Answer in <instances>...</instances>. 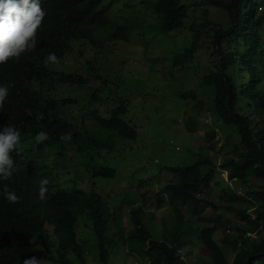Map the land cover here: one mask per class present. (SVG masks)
Returning <instances> with one entry per match:
<instances>
[{
    "label": "trees",
    "instance_id": "1",
    "mask_svg": "<svg viewBox=\"0 0 264 264\" xmlns=\"http://www.w3.org/2000/svg\"><path fill=\"white\" fill-rule=\"evenodd\" d=\"M109 1L112 0H41L47 15L36 49L18 61L0 65V84L13 85L0 111V129L14 126L21 133V143L35 139L40 131L49 135L43 144L34 143L31 150L23 149L21 156L13 153L21 165L20 171L8 180H0V264H23L29 256L38 257L40 264H90L88 249L79 238L81 224L94 231L101 263L109 262L117 246L108 203L94 183L91 190L52 189L48 185L46 201L39 199L38 192L46 167L38 157L49 146H62L69 158L72 152L89 151L93 159L94 151L112 147L96 128L126 139L135 140L138 136L137 125L126 116V99L112 107L107 116L89 107L94 101H103L100 90L106 82L96 50H109L110 43L118 39L130 40V25L107 12ZM207 1L226 12L229 27L219 22H201L204 31L197 33L190 46L172 55V65L187 69L201 48L199 40L203 34L210 40L214 65L209 66L202 82L211 88L214 104L208 107L206 100H200V106L214 110L222 123L237 127L240 141L224 154L221 164L212 154L203 152L192 163L165 167L176 177L165 187L171 207L165 229L156 226L154 214L149 216L141 203L132 207L133 229L125 240L132 250L149 259V264H188L183 253L194 247L209 250L212 264H264V186L239 194L231 186H219V181L213 185L223 170L228 171L230 180L257 177L264 182V0ZM142 3L155 14L156 30L164 33L182 29L199 5L188 0ZM49 53L60 58V65H45ZM69 59L76 65L67 64ZM93 80L100 81V85L91 84ZM77 86H86L90 93L85 106L91 109L89 114L96 127H87L84 119L77 126L62 113L79 105L78 97H70L75 95L70 94V89ZM66 133L72 134L70 141L60 139ZM207 139L208 147L215 151L220 139L216 131L208 132ZM89 166L94 177L116 175L109 165ZM5 185L21 197L20 203L6 200ZM216 189L221 191L218 198L213 197ZM208 207L213 211L207 212ZM183 208L188 211L187 218ZM228 212L251 227L236 226L238 234H227L232 225L231 219L225 217ZM219 230L225 233L223 245L234 251L232 258L215 238ZM254 232L257 237L251 235Z\"/></svg>",
    "mask_w": 264,
    "mask_h": 264
},
{
    "label": "rangeland",
    "instance_id": "2",
    "mask_svg": "<svg viewBox=\"0 0 264 264\" xmlns=\"http://www.w3.org/2000/svg\"><path fill=\"white\" fill-rule=\"evenodd\" d=\"M188 1L190 4L199 2V5L190 13L182 29L167 33L156 30L157 18L142 0H112L106 5L111 16L130 25L131 34L129 41L118 39L110 43L109 50H96L100 72L106 82L100 90L103 101H94L89 107L98 109L107 116L112 107L126 99V116L137 125V138L126 139L113 131H100L96 128V131L101 132L100 136L105 138V143L112 147L94 151L96 155L93 159L90 158L89 151L76 154L72 152V158H69L67 156L70 154L60 145L49 146L38 157L46 165L41 179L47 178L50 188L91 190L94 183L96 190L104 196L108 203L109 220L113 225L112 237L115 236L114 239L117 240V246L107 264L150 263L149 259L132 250L125 238L133 229L131 209L137 203L143 205L149 216L154 214L153 220L160 230L167 226L166 220L171 214V207L166 198L165 187L170 180H176V177L166 170V166L192 163L203 152L212 154L217 163L221 164L224 154L232 151L240 141L237 127L222 123L214 115V110H206L200 106V100H206L208 107L214 104L211 88L202 82L209 66L214 65L210 40L203 34L199 40L201 48L187 69L179 70L172 65V55L190 46L197 33L204 31L201 22H219L226 28L230 25L226 12L207 0ZM67 64L76 65L70 59ZM100 83L93 80L91 84L97 87ZM86 90V86L71 88L70 94L76 96L70 97H78L79 105H72L62 113L72 118L77 126H81L84 119L87 127H96L89 114L91 109L85 106L90 97ZM211 130H215L220 137L216 140L219 145L213 152L208 147L207 139V133ZM34 143L35 139L30 138L21 144L23 149L31 150ZM74 148L77 146L74 145ZM100 163L114 168L116 175L92 176L89 165ZM218 181L219 186H231L239 194L264 186V182L257 177H250L245 181L230 180L227 170L218 172L213 185ZM214 193V198L221 195V191L217 189ZM159 200L162 201L161 204ZM206 211L210 213L213 209L208 207ZM183 215L188 217L186 208H183ZM225 217L231 219L232 224L231 232L227 234H238L236 226L251 227L250 223L233 213L228 212ZM78 230L79 238L88 249L90 264H103L96 253L94 231L89 227L85 229L82 224ZM224 234L219 230L215 238L232 258L234 251L228 245H223ZM251 235L258 236L255 232ZM210 255L209 250L197 247L183 253L188 264H212Z\"/></svg>",
    "mask_w": 264,
    "mask_h": 264
},
{
    "label": "clouds",
    "instance_id": "3",
    "mask_svg": "<svg viewBox=\"0 0 264 264\" xmlns=\"http://www.w3.org/2000/svg\"><path fill=\"white\" fill-rule=\"evenodd\" d=\"M46 15L41 0H0V65L7 64L10 60L18 61L22 55L36 49L38 33L43 28ZM44 63L46 66H58L61 60L55 53H49ZM12 87L10 83L0 84V111L3 110ZM48 139V133L40 131L35 136V143L43 144ZM60 139L70 141L72 134H62ZM13 153L17 156L23 153L21 133L14 126L5 125L0 129V180H8L20 171L21 165L14 159ZM49 183L47 178L39 182L41 201L49 198ZM3 195L9 203L21 201V197L7 185L3 188ZM23 264H40V260L36 256H29L24 258Z\"/></svg>",
    "mask_w": 264,
    "mask_h": 264
}]
</instances>
